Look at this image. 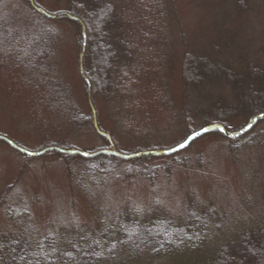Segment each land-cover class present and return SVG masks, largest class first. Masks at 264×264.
Wrapping results in <instances>:
<instances>
[{"label": "rangeland", "instance_id": "1", "mask_svg": "<svg viewBox=\"0 0 264 264\" xmlns=\"http://www.w3.org/2000/svg\"><path fill=\"white\" fill-rule=\"evenodd\" d=\"M34 1L43 11L56 12L77 0ZM164 2L174 16L164 22L168 50L158 58L161 81L155 95L138 98L135 89H125L123 95L89 99L77 27L42 18L30 1L0 0V136L29 152L66 148L90 153L105 147L106 138L123 155L181 144L193 131L182 112L185 54L229 68L246 62L264 66V0H244L245 9L238 0ZM41 37L46 43L40 46H48L44 56L37 54L39 43H30ZM147 57L145 61H156ZM98 60L107 64V82L121 88L126 74L113 81L107 53ZM91 105L106 138L72 119L89 117ZM245 123L238 117L233 126ZM202 126L197 121L195 129ZM231 140L206 135L175 155L93 164L56 150L29 157L0 139V244L15 238L35 244L47 237L52 244H67L80 233L97 236L102 229L118 227L120 214L141 220L158 214L187 226L189 215L212 213L213 229L205 244L218 247L262 230L264 120L242 139ZM162 262L170 264V259L145 257L133 264Z\"/></svg>", "mask_w": 264, "mask_h": 264}, {"label": "trees", "instance_id": "2", "mask_svg": "<svg viewBox=\"0 0 264 264\" xmlns=\"http://www.w3.org/2000/svg\"><path fill=\"white\" fill-rule=\"evenodd\" d=\"M27 1L34 3L31 7L42 18L68 21L73 28L77 27L80 51L85 50L81 75L86 81L87 98L107 96L114 92L123 95L125 89H135L138 98L155 95L157 84L161 81L158 58L168 50L164 22L171 15L174 16L164 0H77L71 1L65 10L45 13L39 11L42 9L34 0ZM238 5L246 8L244 0H238ZM117 19L120 24L115 25ZM146 31L150 34H145ZM30 43H39L36 45V49L40 50L37 54L45 55L47 45L40 46L46 43L43 37ZM25 48L29 53L32 50L29 46ZM102 53H107L114 65L112 73L107 75L110 79L114 81L120 73L126 74L122 76L124 81L121 88H116L104 77L107 64L103 65L98 60ZM148 54L155 56L156 61H145ZM139 60H142V65L134 67L132 64ZM25 64L27 62L23 61ZM232 66H224L223 62L212 64L205 57L185 54L181 78L184 97L182 112L186 124L193 129L190 135L215 124L222 125L229 132H237L245 125L234 127L235 119L241 117L247 124L254 117L264 114V66L253 62L243 63L238 69ZM114 71L116 74H113ZM90 108L89 117L75 116L72 119L81 125H90L106 138V132L100 129L99 124L96 128V112L92 105ZM197 121L203 124L198 130L195 129ZM206 135L225 136L219 131ZM106 140L105 147L91 151L89 154L94 156L84 158L90 159L93 164L119 160L105 153L114 151L123 154L114 148L109 139ZM145 158L151 157L135 159ZM201 215L198 218L189 215L187 226H176L163 215L154 214L141 220L133 215L120 214L119 223L114 224L118 227L102 229L97 236L80 233L67 244L61 241L52 244L49 237L35 244L24 238L9 239L0 244V264H133L140 258L151 260L165 256L170 259V264H264V229L252 230L234 242L219 247L211 242L208 245L205 242L213 229V214L204 212Z\"/></svg>", "mask_w": 264, "mask_h": 264}, {"label": "water", "instance_id": "3", "mask_svg": "<svg viewBox=\"0 0 264 264\" xmlns=\"http://www.w3.org/2000/svg\"><path fill=\"white\" fill-rule=\"evenodd\" d=\"M32 5H34V3L32 2ZM41 13H45L44 11L42 10H39ZM84 35H85V32H84ZM86 40L84 42V46L86 47ZM84 55H85V50L83 51V53L81 54V58H80V66H81V72L83 70V58H84ZM264 119V114H261V115H258L256 117L253 118V120H251L241 131L239 132H229L227 131L222 125L220 124H215V125H212V126H209V127H206V128H203L202 130L192 134L191 136H189L185 142H183L182 144L178 145L177 147L171 149V150H166V151H149V152H142V153H136L134 155H123L121 153H117V152H112V155L118 157V158H121V159H132V158H138V157H144V156H167V155H172L174 153H177L179 151H182L186 148H188L192 142H194L196 139H198L199 137L207 134V133H211V132H215V131H219L221 132L223 135H225L227 138L229 139H236L242 135H244L245 133L249 132L256 124L258 121L260 120H263ZM95 125H96V128L97 127V121L95 119ZM0 139L2 140H6L10 145H12L14 148H16L17 150H19L20 152L24 153V154H27L28 156H38V155H42L44 154L46 151L48 150H45V151H42V152H38V153H35V152H29L27 150H24L22 148H19L18 146H16L15 144H13L11 141L7 140L6 138L4 137H1L0 136ZM183 145V147L181 146ZM51 151L53 150H57V151H60L59 149L57 148H51L49 149ZM62 151V150H61ZM70 155H82V156H85V157H90L91 155L90 154H86V153H82V152H66Z\"/></svg>", "mask_w": 264, "mask_h": 264}, {"label": "snow or ice", "instance_id": "4", "mask_svg": "<svg viewBox=\"0 0 264 264\" xmlns=\"http://www.w3.org/2000/svg\"><path fill=\"white\" fill-rule=\"evenodd\" d=\"M183 147V145H181Z\"/></svg>", "mask_w": 264, "mask_h": 264}]
</instances>
